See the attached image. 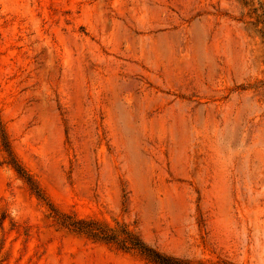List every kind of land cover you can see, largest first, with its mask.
<instances>
[{"label": "rangeland", "instance_id": "obj_1", "mask_svg": "<svg viewBox=\"0 0 264 264\" xmlns=\"http://www.w3.org/2000/svg\"><path fill=\"white\" fill-rule=\"evenodd\" d=\"M0 120V264H264V0H0Z\"/></svg>", "mask_w": 264, "mask_h": 264}, {"label": "trees", "instance_id": "obj_2", "mask_svg": "<svg viewBox=\"0 0 264 264\" xmlns=\"http://www.w3.org/2000/svg\"><path fill=\"white\" fill-rule=\"evenodd\" d=\"M1 125V120H0ZM16 170L22 174L21 168L15 162V160L10 161ZM74 230L77 232L85 233L91 237L103 239V240H114L117 242V232L110 226L101 224L97 221H78L70 223ZM127 238L122 239L121 242L127 247L128 243L131 244L132 248L138 249L141 254H143L149 260L157 264H184L183 260L178 258L168 256L158 252L157 250L147 246L144 242L139 239H135L131 236L130 232H126Z\"/></svg>", "mask_w": 264, "mask_h": 264}]
</instances>
